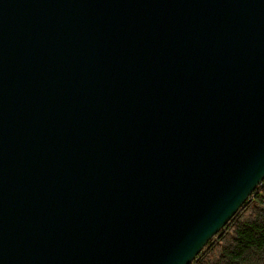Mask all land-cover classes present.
Here are the masks:
<instances>
[{"label":"water","instance_id":"95a60500","mask_svg":"<svg viewBox=\"0 0 264 264\" xmlns=\"http://www.w3.org/2000/svg\"><path fill=\"white\" fill-rule=\"evenodd\" d=\"M264 179V0H0V264H190Z\"/></svg>","mask_w":264,"mask_h":264},{"label":"trees","instance_id":"16d2710c","mask_svg":"<svg viewBox=\"0 0 264 264\" xmlns=\"http://www.w3.org/2000/svg\"><path fill=\"white\" fill-rule=\"evenodd\" d=\"M190 264H264V179Z\"/></svg>","mask_w":264,"mask_h":264}]
</instances>
